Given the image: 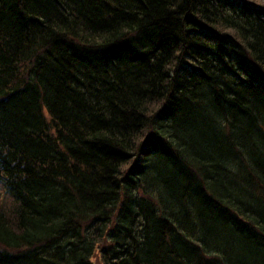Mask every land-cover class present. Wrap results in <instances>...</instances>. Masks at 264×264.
I'll list each match as a JSON object with an SVG mask.
<instances>
[{"label": "trees", "instance_id": "obj_1", "mask_svg": "<svg viewBox=\"0 0 264 264\" xmlns=\"http://www.w3.org/2000/svg\"><path fill=\"white\" fill-rule=\"evenodd\" d=\"M257 1L0 0V264H264Z\"/></svg>", "mask_w": 264, "mask_h": 264}, {"label": "rangeland", "instance_id": "obj_2", "mask_svg": "<svg viewBox=\"0 0 264 264\" xmlns=\"http://www.w3.org/2000/svg\"><path fill=\"white\" fill-rule=\"evenodd\" d=\"M250 3H252V4H250ZM250 5H252L253 7H256L257 8V6L259 5L260 7H262L263 5L259 2V1H257V0H250ZM3 194V192L1 191V189H0V199L2 200V202H4L3 200H5L6 198H5V196H4V194ZM1 200H0V203H1ZM93 261H94V264H101V262H100V260H99V258L97 257V255L95 254V256L93 257Z\"/></svg>", "mask_w": 264, "mask_h": 264}]
</instances>
